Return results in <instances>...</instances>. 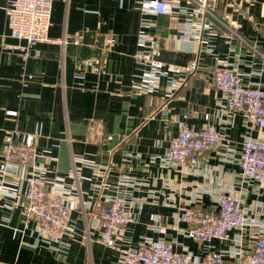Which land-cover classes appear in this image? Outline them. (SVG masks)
Instances as JSON below:
<instances>
[{"label": "crops", "instance_id": "0c3cea01", "mask_svg": "<svg viewBox=\"0 0 264 264\" xmlns=\"http://www.w3.org/2000/svg\"><path fill=\"white\" fill-rule=\"evenodd\" d=\"M10 1L0 0V148L8 129L34 135L35 163L44 166L47 187L66 198L72 232L57 243L37 234L20 192L26 169L7 164L0 180L15 183L17 193H0V264H119L95 221L97 207L118 194L134 217L121 249L172 240L178 252L202 261L206 246L173 227L184 228L179 207L214 209V193L238 187L245 208L264 203V184L240 182L231 158L244 136L264 131L244 125L239 114L229 118L210 83V70L226 64L244 82L264 86V61L249 46L212 21L201 27L186 0H176L169 19L142 13L139 0H52V41L34 43L22 59L13 47L23 41L6 27ZM215 13L264 54V0H216ZM182 33L192 37L182 41ZM176 119L219 126L223 135L185 170L160 160ZM210 244L217 250L228 243Z\"/></svg>", "mask_w": 264, "mask_h": 264}, {"label": "built area", "instance_id": "2783aa9c", "mask_svg": "<svg viewBox=\"0 0 264 264\" xmlns=\"http://www.w3.org/2000/svg\"><path fill=\"white\" fill-rule=\"evenodd\" d=\"M52 0H11L5 9L6 27L9 36L22 40L23 44L13 48L19 50L21 58L29 54L31 45L51 42L47 31L50 26ZM200 26L212 21L216 27L245 43L264 61V54L256 51L238 34L237 25L215 13L216 0H186ZM176 0H139L142 13L171 18ZM186 9H179L185 11ZM187 11V10H186ZM198 34L193 35L197 38ZM192 37L182 33V41ZM156 62V65H163ZM153 75H155V68ZM210 83L219 91L216 106L229 118L241 116L244 125L264 131V86L246 83L234 68L226 64L215 65L210 70ZM14 115L13 111H5ZM207 119V115H204ZM176 133L160 156L164 167L185 170L197 164L200 153L214 149L223 140L222 130L210 123L200 128L189 127L175 120ZM35 137L31 134L19 136L14 129L5 132L0 153V171L7 164L25 167L22 176L21 196L25 201V215L31 217L37 234L47 243H57L70 235V209L62 191L47 187L45 168L35 163ZM238 168L239 181L255 185L264 184V134L261 137L246 135L236 156L231 157ZM244 188L221 190L213 194L214 209H205L193 204L178 208V222L184 228L173 227L185 237L206 246L202 261H196L188 252H178L174 241L148 240L137 246L121 249L118 242L123 239L133 215L125 204V195L118 194L100 204L95 212L100 241L113 249L119 264H264V203L245 208L242 202ZM17 193L15 183L0 180V193ZM1 195V194H0ZM158 233L164 229L156 227ZM213 240L227 242L224 249H211ZM68 247L70 244L67 245ZM209 247V248H208Z\"/></svg>", "mask_w": 264, "mask_h": 264}]
</instances>
